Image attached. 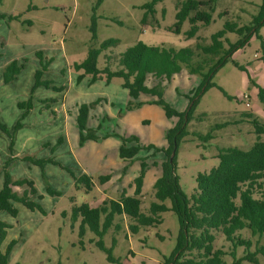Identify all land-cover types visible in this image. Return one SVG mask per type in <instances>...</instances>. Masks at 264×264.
Listing matches in <instances>:
<instances>
[{
  "label": "rangeland",
  "instance_id": "rangeland-1",
  "mask_svg": "<svg viewBox=\"0 0 264 264\" xmlns=\"http://www.w3.org/2000/svg\"><path fill=\"white\" fill-rule=\"evenodd\" d=\"M150 1L0 0V124L9 134L8 137L0 130V189L5 175L11 180H27L35 188L34 195L28 194L30 200L41 207V211H31L13 203L16 217L0 211V221L9 225L0 249L4 251L11 242L16 243L8 264H162L175 251L179 226L171 211L161 215L160 225L141 228L137 234L129 233L124 219L120 231L110 228L101 241L106 249H111L116 263L107 260V254L96 244L99 238L89 230L80 238V220L76 223L71 220L74 205L87 203L98 207L104 200L118 199L123 191L133 195L140 159L151 152L139 151L128 164L118 156L122 139L136 137L141 146L165 149L166 134L178 122L176 117L168 119L162 107L153 104L158 100L156 96L141 94L137 99L139 105L128 109L129 95L121 79H112L107 84L103 77L91 82V76L75 69L74 65L85 60L90 48H99L108 39L118 43L99 55V69L106 65L105 56H118L137 42L196 51L192 63L182 66L169 81H155L151 75L146 79L148 87H160L162 101L175 111L193 109L190 122L183 125L187 126L186 135L178 140L174 156L170 157H174L178 186L187 198L195 192L197 175L218 165L216 155L220 149L247 150L256 141L253 125L241 114L251 113L264 123V103L259 100L256 87L264 90L261 41L253 36L231 60L211 72L208 63L212 61V65L219 55L205 56L196 46L209 45L211 35L222 30L227 21L248 25L261 0H215L212 22L200 26L190 39L185 36L190 27L188 21L182 23L179 34L167 30L176 23V2L183 0L158 3L143 25L145 11L141 7ZM222 12L227 14L219 17ZM93 18L95 40L90 32ZM259 34L264 39V25ZM239 40L237 34H226L225 49ZM13 61L23 64L24 69L16 80L5 84L3 71ZM204 63L207 64L201 74H208L205 81L200 73L191 72ZM238 66L246 68L250 81ZM37 71H41L39 81L50 83L49 88L43 85L33 88ZM207 84L214 86L204 91ZM27 101L31 110L22 117L26 109L20 110L18 104ZM81 105L92 106L86 126L99 136L98 140L83 144L79 143L76 123ZM18 123L21 127L16 129ZM206 134H210V140L197 136ZM164 158L158 153L147 163ZM82 174L92 177L91 190L76 185L75 178ZM160 175L159 168H151L144 176L141 193L144 208L155 201L153 184ZM103 176H109V180L101 183ZM15 190L20 194L29 192L26 186ZM164 205L170 207L171 202L166 200ZM212 234L215 248L228 253L225 262L233 261L230 253L234 252L237 260L249 255L255 260H242L241 264H264V257L256 252L263 243L258 235L253 236L245 229L240 231L237 235L250 242L245 247L227 241L220 232Z\"/></svg>",
  "mask_w": 264,
  "mask_h": 264
},
{
  "label": "trees",
  "instance_id": "trees-1",
  "mask_svg": "<svg viewBox=\"0 0 264 264\" xmlns=\"http://www.w3.org/2000/svg\"><path fill=\"white\" fill-rule=\"evenodd\" d=\"M162 1L151 0L141 7L145 11L141 20L143 25L147 24L148 15L153 14L154 7ZM214 4L215 0L177 1L175 4L176 23L173 28L167 30L179 34L182 23L188 21L190 27L185 36L188 39L195 37L200 26L205 27L212 22ZM226 14L222 12L219 17ZM263 25L264 0H261L257 14L252 17L248 25L239 26L236 23L227 21L222 30L211 35L209 45L201 46L198 44L196 50H199L205 56L219 55L218 60L212 65H210L212 61L208 63L211 72L222 62L231 60L232 55L246 46L254 36L261 41L264 67V39L259 34ZM90 32L92 39L95 40L94 18L91 20ZM228 33L237 34L240 40L235 44H230L225 49L224 41ZM117 43L118 41L115 39H108L102 42L99 48H90L85 60L74 65L75 69L77 71L82 70L84 75L91 76V82L101 80L103 77L107 84L112 79H121L123 81L122 86L128 91L129 95V102L126 107L128 109L139 105L137 99L141 94L156 96L158 100L153 104L161 106L168 119L176 117L178 122L166 134L165 138L168 146L165 149L156 148L154 145L141 146L136 137L122 139L118 156L128 164L133 162L139 151L151 152L148 157L144 156L140 159V171L133 181V195L128 196L123 191L118 199L104 200L98 207H90L87 203L80 206L74 205L71 210V220L72 223L80 220L79 237L82 238L86 230H89L99 238L96 244L99 249L107 254V260L110 263H116L117 261L112 257L111 249H106L101 241L103 235L110 228L113 227L116 232L120 231L121 220L124 219L127 221L129 233L137 234L141 228L160 225L162 222L161 215L171 211L176 215L178 221L179 236L174 253L162 264H241L242 260L255 262L251 255L237 260L234 252L230 253L233 261L231 263L225 262L224 257L228 253L215 248V238L212 231L220 232L227 241L236 243L238 246L249 247L250 242L241 239L237 235L244 229L248 230L253 236L258 235L263 238V243L257 248L256 252L264 257V141L262 140V137H264V123L254 118L251 113H242V118L253 125L256 141L247 150L237 147L220 149L216 155L218 165L208 173L197 175L195 192L190 198H187L178 186V178L174 172V157L172 160L170 157L178 140L186 135L187 126L183 127V125L190 122L193 109L191 107L185 112L175 111L162 101L160 87L158 85L148 87L146 79L148 75H151L155 81H169L181 71L182 66H189L192 63L194 57L197 56L196 51L190 48L174 49L163 46H149L143 42H137L118 56H105L106 65L99 69L97 67L99 55L103 51L114 47ZM206 64L197 65L191 69V72L201 74ZM23 69V64L17 61L11 62L3 71V82L8 84L16 80ZM239 69L247 73L246 68L239 67ZM40 76L41 71H37L33 88L42 85L49 88L50 83L40 82ZM201 76L203 75L201 74ZM207 76L208 74L203 76V81L206 80ZM247 76L250 81L248 73ZM82 77L83 75L78 80ZM212 86L214 85L207 84L204 91ZM256 87L259 100L264 103V90L259 86ZM53 89L59 90L57 88ZM220 90L223 92L221 88ZM198 92H196V95ZM223 94L225 95L224 92ZM18 108L20 110L26 109L22 117L25 116L31 110L30 101L19 103ZM90 108H92L91 105H81L76 116L80 144L88 140L99 139L96 131H92L86 126ZM20 127L21 125L18 123L16 129ZM0 130L9 137L7 130L1 124ZM197 136L200 140L211 139L210 134ZM61 141L62 138H59L57 142L60 143ZM158 153H162L165 158L160 162L154 160L148 164L147 160L154 158ZM151 168H159L161 175L153 184L155 201L144 208L141 194L143 179L146 172ZM5 179V183L0 189V211L16 217L17 211L13 207V203H20L31 211H41L40 205L29 198V195L35 194V188L31 182L11 180L8 175H5ZM108 180L109 176L100 177L101 183ZM75 181L76 185H83L86 190H91L94 186L92 177L86 174L75 178ZM23 186H26L29 192L26 191L20 194L15 190V188ZM166 200L171 202L170 207L164 205ZM101 219H103L102 223H100ZM116 219L118 222L115 224ZM8 228V224L0 221V243L3 241ZM15 244V242H11L4 251L0 249V264H8V257Z\"/></svg>",
  "mask_w": 264,
  "mask_h": 264
},
{
  "label": "water",
  "instance_id": "water-1",
  "mask_svg": "<svg viewBox=\"0 0 264 264\" xmlns=\"http://www.w3.org/2000/svg\"><path fill=\"white\" fill-rule=\"evenodd\" d=\"M172 156H174L173 154H172ZM173 158V157H172ZM172 160V159H171Z\"/></svg>",
  "mask_w": 264,
  "mask_h": 264
},
{
  "label": "built area",
  "instance_id": "built-area-1",
  "mask_svg": "<svg viewBox=\"0 0 264 264\" xmlns=\"http://www.w3.org/2000/svg\"><path fill=\"white\" fill-rule=\"evenodd\" d=\"M248 105V104H247Z\"/></svg>",
  "mask_w": 264,
  "mask_h": 264
}]
</instances>
